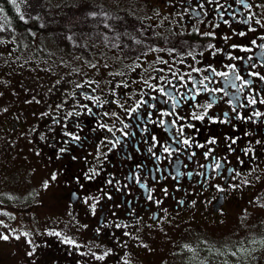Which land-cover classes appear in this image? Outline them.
I'll use <instances>...</instances> for the list:
<instances>
[{
    "label": "flooded vegetation",
    "instance_id": "af4514ba",
    "mask_svg": "<svg viewBox=\"0 0 264 264\" xmlns=\"http://www.w3.org/2000/svg\"><path fill=\"white\" fill-rule=\"evenodd\" d=\"M127 1L137 7L126 12L130 28L121 45L108 47L83 42L100 38L101 7L88 0L80 9L86 55L64 43L68 71L45 92L28 91L32 71L22 58L36 48L35 19L21 33V18L6 15L11 31L0 42V82L12 97L0 111V156L20 163L39 185L34 209L5 212L11 221L0 222V264H162L171 251L163 248L156 262L150 241L176 230L200 235L194 264H264V231L252 259L241 248L264 220V81L249 75L264 76V0ZM19 36L31 46L21 47ZM100 52L109 59L99 60ZM190 79L207 90L197 94L200 85ZM141 100L147 103L131 112Z\"/></svg>",
    "mask_w": 264,
    "mask_h": 264
},
{
    "label": "rangeland",
    "instance_id": "374dc122",
    "mask_svg": "<svg viewBox=\"0 0 264 264\" xmlns=\"http://www.w3.org/2000/svg\"><path fill=\"white\" fill-rule=\"evenodd\" d=\"M12 5L13 9L17 12L18 16L23 19L22 21H27L30 19L37 20L38 27H43V29L48 28L47 30H42L39 32L36 40V48L32 51H27L26 49L23 52L27 51L23 55V61L29 67L28 70L32 71V74L27 76L29 79L28 82H31L29 87V92L31 90L41 92L43 89L44 92L46 90H52L56 85H60L61 80L63 79V70L64 73H67L68 67H66V62L63 60H70L71 56L63 47L56 46L54 42L56 40L51 41L49 39H44L46 35L50 33H57V37H60L61 34L59 28L62 27L64 29V33L67 36L66 45L69 48L80 47V53L82 55H86V50L83 49V42L88 43H99L101 46H116L121 45L124 42L123 34L127 33L130 25L128 23V16L126 12L129 10H136V5L130 4L127 0H89L91 3H95L96 5H100V21L99 25L101 27H105L108 30L105 32L114 33L115 35L112 40H108L107 35H102L100 38L95 35H86L83 36V42H80V38L82 37V27L84 28V7L88 4V0H15V4L8 0ZM63 1V2H62ZM87 1V2H86ZM120 1L122 4H120ZM64 5V7L69 8H57L60 7L59 3ZM120 4V5H119ZM54 6V7H53ZM17 8L19 10H17ZM111 8V9H109ZM0 42L3 38L9 39L6 37L8 33L11 31L10 20L6 17V13L4 11L3 6L0 4ZM69 9V13L64 16V13L61 11L67 12ZM49 16H61L60 19H50ZM63 17V18H62ZM128 17V18H127ZM63 21V22H62ZM96 22V21H95ZM91 28L95 27V24H87ZM68 28L69 31L65 32V29ZM19 30V29H18ZM25 31H29L25 28ZM104 30L100 29V32ZM87 32V30H85ZM22 33V30H21ZM20 33V34H21ZM101 35V34H100ZM35 36V35H34ZM23 36H19L16 39V42L19 43L21 47L29 48L31 46V41H26L22 38ZM73 37L75 39H73ZM126 40V39H125ZM64 44V43H63ZM60 45V43H58ZM92 48V47H91ZM100 51H103L101 48ZM35 53V54H34ZM102 55H99V60L107 61L109 56L105 53L100 52ZM33 57L36 60H32ZM32 65V66H31ZM28 70H25V76L28 73ZM13 75H14V70ZM33 78V79H31ZM12 97L10 90L7 88V84L5 82H0V111L4 105L9 103V98ZM11 106H8V110ZM1 150V147H0ZM39 185L38 181L32 179L31 174L20 164L14 162L13 164H8L5 162L3 156H0V222L3 218L11 221V217L5 212H18L21 208H30L34 209V202L38 200L36 196V191H38L37 186ZM261 205L264 207V195L261 196L260 199ZM4 210V211H3ZM52 217V216H49ZM254 230H251V233H256L255 237L247 238L245 242V246H241L242 249H245L248 252V256L251 257L253 254L254 247L253 243L258 234L264 231V220H260L257 222V225L254 226ZM54 231L56 234L60 236H67V232L64 230H59L57 226H55ZM23 232V231H21ZM169 234V238H155L150 241V244L153 247V256L156 262L161 263L164 260L162 255V250L167 249L171 251L168 255H170L169 260L163 261L162 264H194L196 257L194 256L195 246L198 245L197 240H200V235L197 233H192L188 230L179 231L176 230L174 233L172 232H164V235ZM176 241L172 244L169 239L173 236H176ZM25 240L24 238H21ZM242 242H240L241 245ZM23 246L22 244H20ZM232 248H235V245L230 244ZM240 245H236L238 248ZM244 247V248H243ZM239 248V249H241ZM166 254V252H164ZM248 263L252 261L248 259ZM204 264V261L202 262Z\"/></svg>",
    "mask_w": 264,
    "mask_h": 264
},
{
    "label": "snow or ice",
    "instance_id": "6c2138e0",
    "mask_svg": "<svg viewBox=\"0 0 264 264\" xmlns=\"http://www.w3.org/2000/svg\"><path fill=\"white\" fill-rule=\"evenodd\" d=\"M11 2L15 4V0H11ZM238 2L241 3V4H243V3H244V0H238ZM245 7H247V5H245ZM2 10H3V9H0V11H2ZM17 10H19V9L17 8ZM21 19H23V17H21ZM25 22H27V21H25ZM257 23H259V21H257ZM205 35H212V34H211V33H206ZM239 35L243 36V35H245V33L241 32V33H239ZM226 39H227V38H226ZM261 39H264V37H262ZM252 43L255 44L256 41L253 40ZM233 47L235 48V47H237V46L234 45ZM259 47H260L261 49H264V44L259 45ZM208 48H214V45L209 44V45H208ZM240 50H241V51H250L251 49L240 48ZM217 51H218V50H217ZM232 58H233V59H239V58H237V57H232ZM248 59H252V57H248ZM193 71H197V72H198V71H200V70H198V69H193ZM232 71H233V73L236 72L235 67L232 68ZM213 73H214V75H222V76H225V77H227V75H228L227 73H215L214 70H213ZM249 75L258 76L259 79H261L262 81H264V76H260L259 73H249ZM173 76H175V73H173ZM179 79L181 80V84L179 85V87H185V88H186V87H187V84L183 82V77H180ZM205 79H209V78H208V77H205ZM235 79H236V80H241L242 85L245 86V87L247 86V83H249V82H245V81H243L242 77H240L239 75H236V76H235ZM190 82L193 84V87H194V88H195L197 85H200V88L197 90V94H199V91H200V90H207V86L204 85L202 81H196V80H191V79H190ZM167 83H168V84H171L172 82H171V80H169V81H167ZM231 86H232L233 88H236V87H237V85H236L235 83H232ZM149 87H153V86H152V85H149ZM173 87L175 88V87H177V86H176V85H173ZM153 90H158V91L160 92L161 95H169L170 97L172 96V94L169 93V92H167L164 88L156 89L155 87H153ZM212 91H213V92H219V91H223V90H222V89H214V90H212ZM181 95H185V94H181ZM185 98H187V97L185 96ZM191 98H192V99H195V95H193ZM152 99H155V97H152ZM213 102H214V101H213ZM146 103H147V101L141 100V101H139V102L136 104V106H135L134 108H132L130 111H131V112H135V111H136V110H137L142 104H146ZM250 103L255 104V103H256V100H255V99H252V100L250 101ZM261 103H264V101H261ZM178 106H179V102H178V101L174 102V103L171 105V107H172L173 110H174L176 107H178ZM211 106H212V102H210L209 104L206 105L207 108H210ZM168 114H169L168 112H164V113H162V115H168ZM172 114L175 115L174 111H173ZM225 115H227V113H226ZM256 115L259 116L260 113H256ZM193 118H194V119H200V120H202V119H204V115H203V114L197 115V114L194 113V114H193ZM177 119H182V118L177 116ZM213 122H215V121H213ZM221 122H223V121H221ZM160 123L163 125L165 122H164V121H160ZM174 126H175V123H174V122H173V124L169 125V127H174ZM180 132H181V135H183V128L180 129ZM73 139L75 140V139H79V138L76 137V136H73ZM155 139H156V138L153 137V140H155ZM118 142H119V141H117V143H118ZM177 142H179V141H177ZM208 142H209V143H215L216 141H215L214 139H210ZM235 142H236L235 140L232 141V143H235ZM183 144H184V145H187V146H189V147L192 146V145H191V142H190L189 139H184V140H183ZM113 146H115V145H113ZM197 146H198V147H203V145H197ZM62 151H63V150H62ZM149 151H151V148L149 149ZM170 151H172V150H170L168 147H165V148H164V152H168V153H170ZM209 151H211V150H209ZM193 155H194V153H193ZM206 155H207V154H206ZM215 166H216L217 168L222 167V165H221L219 162H217ZM177 175H179V173H177ZM189 175H191V174H189ZM149 199H151V196H149ZM93 210H94V206H93ZM7 238H8L7 236H4V237H3V239H7ZM103 258H104L103 256L98 257V259H101V260H102Z\"/></svg>",
    "mask_w": 264,
    "mask_h": 264
},
{
    "label": "trees",
    "instance_id": "16d2710c",
    "mask_svg": "<svg viewBox=\"0 0 264 264\" xmlns=\"http://www.w3.org/2000/svg\"><path fill=\"white\" fill-rule=\"evenodd\" d=\"M0 4H2V6H3V8H4V11H5V13H6L7 16H9L10 18H12V19H14V20H17V19L19 18V16H18L17 13L14 11L12 5L9 3L8 0H0ZM57 8H62V6H60V7L57 6ZM63 8L66 9V8H68V7H63ZM61 11L64 13V16L67 15L66 10H65V11L61 10ZM49 17H54V16H49ZM54 18H56V19H59V18H60V20H61V16H57V17H54ZM20 24H21V23H20ZM24 24L28 25V22H26V23H24ZM29 26H31V24H30ZM34 28H36V30H37L38 32H40V31H42V30H47V29H48V28L43 29V27H42V28H41V27H38L37 20H36L35 23H34V27H33V29H34ZM100 29L104 30V31L102 32V35L104 36L105 30H107V29H106L105 27H100ZM60 30H62V27L59 28V31H60Z\"/></svg>",
    "mask_w": 264,
    "mask_h": 264
}]
</instances>
